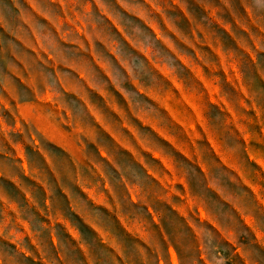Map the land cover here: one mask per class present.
<instances>
[{"label":"rangeland","instance_id":"obj_1","mask_svg":"<svg viewBox=\"0 0 264 264\" xmlns=\"http://www.w3.org/2000/svg\"><path fill=\"white\" fill-rule=\"evenodd\" d=\"M0 264H264V0H0Z\"/></svg>","mask_w":264,"mask_h":264}]
</instances>
